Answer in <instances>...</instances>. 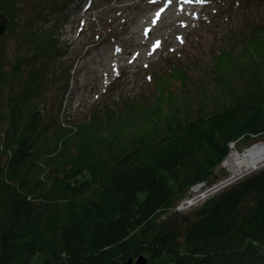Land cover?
Returning a JSON list of instances; mask_svg holds the SVG:
<instances>
[{
  "label": "trees",
  "instance_id": "obj_1",
  "mask_svg": "<svg viewBox=\"0 0 264 264\" xmlns=\"http://www.w3.org/2000/svg\"><path fill=\"white\" fill-rule=\"evenodd\" d=\"M35 1L27 10L0 0L10 29L26 18L18 44L24 39L31 53L6 65L0 48V264H31L38 253L40 264H129L144 255L171 264H264V168L189 215L160 219L191 186L212 181L231 142L264 139V0L253 2L258 19L248 3V15L229 25L230 50L202 77L170 66L152 80L159 96L185 94L183 107L146 114L132 95L64 124L57 102L39 110L43 89L57 92L50 81H65L57 68L48 76L41 60L53 70L64 51L52 30H31L52 5L64 6ZM171 79L178 84L163 85ZM207 84L212 90L200 86Z\"/></svg>",
  "mask_w": 264,
  "mask_h": 264
},
{
  "label": "rangeland",
  "instance_id": "obj_2",
  "mask_svg": "<svg viewBox=\"0 0 264 264\" xmlns=\"http://www.w3.org/2000/svg\"><path fill=\"white\" fill-rule=\"evenodd\" d=\"M19 1L27 10L32 9L36 2ZM56 1L64 9L51 4L48 20L37 22L31 30L36 33H41L43 28L52 30L55 32L53 38L60 42L59 48L64 51L60 64L53 70L50 64L47 65L49 60L46 56L41 60V68L49 73L48 76L56 68L57 71H62L66 85L64 87L65 81L62 78L50 81L51 85H58L56 94L47 92L44 88L43 100L39 101L42 115L47 111L51 112L52 103L57 102L61 107L59 118L62 124L67 123L69 118L84 119L86 116L83 115L88 114L89 109L96 105H110L112 101L132 95V105H139L138 109L143 105L149 107L148 110L143 109L146 114L152 110V115L155 111L158 115H164L176 105L183 107L186 98L182 97L185 94L176 96L175 93L166 91L159 96L152 80L161 74L166 75L164 71L170 66L175 67L173 70L182 67L181 72L184 74L202 77L203 72L215 65L212 61L220 58L221 51L229 49L228 31L223 34L229 25L240 22L239 19L248 15V3L255 10V0H248L245 4L240 3L243 0H70L69 9V5L65 6L66 0ZM0 13L4 15L2 11ZM4 16L8 22L4 33L0 35V48L3 45L5 47L7 65L15 55L24 56L25 53L28 56L31 53L26 54L28 44L24 39V44H18L22 39L18 36L29 29L25 28L26 18H22L20 28L16 24L10 29L9 23L13 18ZM258 17L256 9L253 19ZM55 21L59 23L55 25ZM21 46L22 51H19ZM23 69L26 73V67L23 66ZM167 84L171 88L178 83L171 79L163 82V85ZM200 86L212 90V84ZM188 99L192 101L193 98ZM144 100L146 104H141ZM182 109L185 108L178 111ZM54 110H57L56 107ZM261 143H264V139L251 143L231 142L229 154L232 150L242 152ZM222 162L216 167L212 181L191 186L185 197L163 213L160 219L167 218L174 212L189 215L191 210L219 190L264 168V165H260L230 181L231 173ZM206 193H209L208 196H205ZM197 196L201 198L195 200ZM144 256L147 264H171L168 256ZM41 260L42 256L38 253L31 264H40Z\"/></svg>",
  "mask_w": 264,
  "mask_h": 264
},
{
  "label": "bare ground",
  "instance_id": "obj_3",
  "mask_svg": "<svg viewBox=\"0 0 264 264\" xmlns=\"http://www.w3.org/2000/svg\"><path fill=\"white\" fill-rule=\"evenodd\" d=\"M70 7L71 5H69L67 9ZM46 14H48V12H46ZM222 164L231 173V177L229 179L230 181L246 172H249V170H253L260 165H264V143L253 145L252 147L244 149L242 152L232 150ZM208 194L209 193H206L205 196H208ZM199 196L194 199L197 200L198 198H201Z\"/></svg>",
  "mask_w": 264,
  "mask_h": 264
},
{
  "label": "water",
  "instance_id": "obj_4",
  "mask_svg": "<svg viewBox=\"0 0 264 264\" xmlns=\"http://www.w3.org/2000/svg\"><path fill=\"white\" fill-rule=\"evenodd\" d=\"M6 24H7L6 17L2 13H0V35L4 33ZM133 261L134 260L131 258L128 260V263L133 264ZM136 264H147V258L145 256H139L136 259Z\"/></svg>",
  "mask_w": 264,
  "mask_h": 264
},
{
  "label": "snow or ice",
  "instance_id": "obj_5",
  "mask_svg": "<svg viewBox=\"0 0 264 264\" xmlns=\"http://www.w3.org/2000/svg\"><path fill=\"white\" fill-rule=\"evenodd\" d=\"M198 2H204V0H198Z\"/></svg>",
  "mask_w": 264,
  "mask_h": 264
}]
</instances>
